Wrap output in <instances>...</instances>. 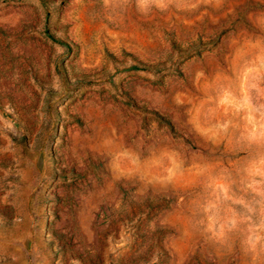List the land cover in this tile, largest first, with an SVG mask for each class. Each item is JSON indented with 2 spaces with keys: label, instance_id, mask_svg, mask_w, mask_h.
I'll return each instance as SVG.
<instances>
[{
  "label": "rangeland",
  "instance_id": "rangeland-1",
  "mask_svg": "<svg viewBox=\"0 0 264 264\" xmlns=\"http://www.w3.org/2000/svg\"><path fill=\"white\" fill-rule=\"evenodd\" d=\"M0 264H264V0H0Z\"/></svg>",
  "mask_w": 264,
  "mask_h": 264
},
{
  "label": "trees",
  "instance_id": "trees-1",
  "mask_svg": "<svg viewBox=\"0 0 264 264\" xmlns=\"http://www.w3.org/2000/svg\"><path fill=\"white\" fill-rule=\"evenodd\" d=\"M62 42V41H61Z\"/></svg>",
  "mask_w": 264,
  "mask_h": 264
}]
</instances>
